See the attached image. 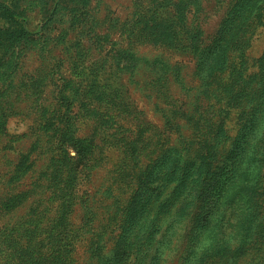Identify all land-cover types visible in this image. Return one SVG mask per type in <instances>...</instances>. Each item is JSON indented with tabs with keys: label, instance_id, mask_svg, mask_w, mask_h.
Listing matches in <instances>:
<instances>
[{
	"label": "rangeland",
	"instance_id": "1",
	"mask_svg": "<svg viewBox=\"0 0 264 264\" xmlns=\"http://www.w3.org/2000/svg\"><path fill=\"white\" fill-rule=\"evenodd\" d=\"M4 3L0 264H264V0Z\"/></svg>",
	"mask_w": 264,
	"mask_h": 264
},
{
	"label": "trees",
	"instance_id": "2",
	"mask_svg": "<svg viewBox=\"0 0 264 264\" xmlns=\"http://www.w3.org/2000/svg\"><path fill=\"white\" fill-rule=\"evenodd\" d=\"M2 10H0V62L3 60V56H5V54L8 52L9 48H13V46L19 42L20 40L26 38L27 36V32L25 30H22L23 29V26L22 28H19L18 30H10L11 29V26L12 24H18L20 25L21 24V21L18 20L20 15H19V6L18 4L14 5V3L8 5V4H3L2 5ZM9 24V25H8ZM256 28L253 29V31H255ZM232 44L234 43H238L237 40H232L231 42ZM230 43V44H231ZM228 45V43H226ZM224 47V46H223ZM234 47L236 46H233L231 49H233ZM244 50L241 52V58L245 57V50L246 49V45L245 46H241ZM203 50V49H202ZM216 53H218L219 51V48L218 49H215L214 50ZM85 145V144H84ZM87 149L88 147H85V149L81 152L82 153V157L83 158L85 155L88 154L87 152ZM199 162L197 159H194V161H192V163H197ZM202 166H206L208 165L207 163H204L201 164ZM196 166V165H195ZM245 168V167H243ZM196 169H194L195 171ZM76 173H74V170L71 171V170H67V178L66 179H61L60 182L61 185L59 186V189L63 188L62 185H64V192L65 190H69L71 189V184L73 182V180L76 179ZM70 206L69 205H65L64 209H63V212L61 214V221L65 224V222H67V220H69V217H67V214H68V210L70 209L69 208ZM59 218H57V220H60ZM37 226L39 224H36ZM57 231V230H56ZM55 231V232H56ZM54 231H51V237L50 239H52V237L54 239H58L59 238V235L62 234V231L58 230L57 234L55 233ZM36 236L34 238V240H36ZM30 250L28 252H26V255L27 256H31V259L29 260V262L31 264H40L39 263V260L37 259V256L38 254L41 252L40 250H36L35 247H32V241L30 243ZM47 249V248H46ZM66 251H71V249L67 250ZM28 253V254H27ZM34 261V262H33Z\"/></svg>",
	"mask_w": 264,
	"mask_h": 264
}]
</instances>
